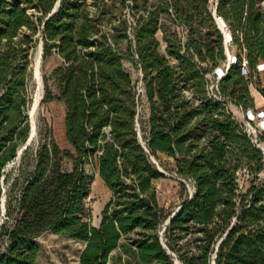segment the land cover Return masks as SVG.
Here are the masks:
<instances>
[{
    "label": "trees",
    "instance_id": "16d2710c",
    "mask_svg": "<svg viewBox=\"0 0 264 264\" xmlns=\"http://www.w3.org/2000/svg\"><path fill=\"white\" fill-rule=\"evenodd\" d=\"M56 1L0 0V264H38L36 239L45 232L82 242L79 264H116V250L122 264H264V155L230 109L254 108L252 89L264 99V0H60L46 19ZM214 7L235 51L226 71ZM38 42L43 59H62L51 76L69 148L41 140L21 155L32 168L11 177L4 167L29 133V56ZM124 55L142 74L144 120ZM51 99L47 89L42 102ZM158 154L193 184L167 225L173 212L153 185L164 177L152 160ZM92 161L111 192L97 226L85 207ZM242 167L254 177L246 191Z\"/></svg>",
    "mask_w": 264,
    "mask_h": 264
},
{
    "label": "rangeland",
    "instance_id": "374dc122",
    "mask_svg": "<svg viewBox=\"0 0 264 264\" xmlns=\"http://www.w3.org/2000/svg\"><path fill=\"white\" fill-rule=\"evenodd\" d=\"M87 1L89 3L91 2V0ZM28 12H30V10H28ZM38 45L39 42L34 48H32L31 54L29 56L30 77L27 82V104L24 109L25 114H27V111L38 89H36L37 84L32 75V70L36 62V57L38 55L37 52L39 51ZM120 48L125 51L126 43H121ZM164 48L165 43L161 41L160 50L164 51ZM234 52L235 51L229 49V56H233ZM133 60L134 59H132V57L124 55L122 63L125 71L128 72L136 87L141 80L142 74ZM61 63L62 59L56 52H52L50 56H47L44 59L41 58L40 60L39 70L41 77V86L39 88L41 96L34 112L35 135L27 146L30 147V151L32 152V154L38 147V143L41 140L49 139L50 136L54 139V141L61 149L69 148V144L65 139V105L63 101L56 98L58 95V84L57 81L51 76V72H53L52 70L59 66ZM255 79L256 78L252 79V84H250L249 87H256L254 84L256 82ZM47 89L49 90L52 99L42 102L43 96ZM252 94L255 97L254 108L245 110L240 107L230 106V109L235 120H237L242 126H244L245 130L251 135V137L257 141L264 155V143L260 140V138L264 137V113H261L264 111V99L254 89H252ZM139 113L142 120H144L148 114V105L146 103L144 93L140 95ZM28 125L30 129L29 120ZM23 144L24 142L20 143L18 147H21ZM21 155L22 153L18 158H14L13 160L9 161L4 167L6 172L11 171V177H14L16 175V168H32L31 158L28 160V163H23ZM158 155L159 156H157V159L154 157L153 159L158 164L159 169L163 171L164 177L155 179L153 181V185L156 189V196L159 205L162 206L166 212L172 213L179 207L181 201L184 198L191 195L193 191V184L191 180L181 177L177 174V172H175L173 158L168 157L165 154ZM62 168H64V170H70L71 161L69 159H64L62 162ZM97 170L98 169L94 161L89 162L85 166V171L89 175L91 183L96 178V175H98ZM237 174L240 190L246 191V189L250 186L251 182L254 179L251 171L247 167H242L237 171ZM258 179L264 180V169L259 173ZM91 186L90 193L85 199V207L90 212V224L97 226L100 222L101 211L104 205L110 199L111 192L106 187L103 181L101 185L98 184V186H96V188L94 189ZM3 187L6 188V184L3 183ZM3 219L4 217L2 216V218H0V224L2 223ZM160 231L161 229L159 230V232ZM162 232L163 229L161 231V236L163 235ZM135 236H137L136 232H133L127 236H124L123 240H127L130 238L132 239ZM192 236L193 235L188 234L186 238H184V240L192 239ZM36 242L38 245V264H79V254L83 248L82 242L67 237H62L50 232L41 234L36 239ZM2 244L3 246L5 245L4 242ZM118 254L120 255L118 256ZM125 259L126 256L119 250H116L110 255L109 261L116 264H122Z\"/></svg>",
    "mask_w": 264,
    "mask_h": 264
},
{
    "label": "water",
    "instance_id": "95a60500",
    "mask_svg": "<svg viewBox=\"0 0 264 264\" xmlns=\"http://www.w3.org/2000/svg\"><path fill=\"white\" fill-rule=\"evenodd\" d=\"M59 1L60 0H57L56 2H55V5H54V7H53V9L51 10V12L48 14V16H47V18L46 19H48L55 11H56V9L58 8V6H59ZM213 15L215 16V19H216V22L218 23V25L219 26H221V27H224L225 26V23L223 22V20L219 17V16H217L216 15V8L214 7V9H213ZM38 50H39V56H38V60H37V63L35 62V65H34V67H33V70H32V75H33V79L36 81V84H37V86H36V89L38 88V81H37V79L39 78V81H40V86H41V77H40V70H39V66H40V60H41V58H42V53H43V47H42V42H40L39 43V45H38ZM227 54H228V51H227ZM37 73V74H36ZM34 100V99H33ZM33 100H32V102H31V105H30V107H29V109H28V111H27V115H28V120H29V122H30V129H29V133H28V137H27V139L25 140V142H24V144L21 146V147H19L18 148V151L16 152V157L15 158H18L19 156H20V154L22 153V151L24 150V149H26L27 148V146L29 145V143H30V141L33 139V137H34V135H35V131L32 133L31 132V120H30V111L32 110V113H34L35 112V109H36V106L38 105V102H37V104L34 106V103H33ZM139 139H140V141H141V143L144 145V142L142 141V139H141V137H140V135H139ZM152 160H153V162H156L153 158H152ZM4 171V170H3ZM161 171V170H160ZM162 173H163V171H162ZM3 179V177L1 178V180ZM3 191H4V189H3ZM2 199H0V201H1V204H0V207H1V214L2 215H4V213H5V196H2L1 197ZM179 209V207L170 215V217L167 219V221H165V223H164V225H167L168 224V222L170 221L169 219L175 214V212L177 211ZM165 227V226H164ZM222 240V239H221ZM221 240L219 241V243L221 242ZM175 264H179V261L178 260H176L175 261Z\"/></svg>",
    "mask_w": 264,
    "mask_h": 264
},
{
    "label": "built area",
    "instance_id": "2783aa9c",
    "mask_svg": "<svg viewBox=\"0 0 264 264\" xmlns=\"http://www.w3.org/2000/svg\"><path fill=\"white\" fill-rule=\"evenodd\" d=\"M222 19V18H221ZM223 20V19H222ZM224 22V21H223ZM225 23V22H224ZM217 25H218V23H217ZM218 28L223 32V34H224V42H225V47H226V55H227V59H226V61L227 62H225V64H224V66H225V71L229 68V66H230V64L231 63H233V62H235V59H236V57L233 55V56H229V37H228V32H227V25H226V23H225V26L224 27H221V26H219L218 25ZM227 51H228V54H227ZM218 72H217V74H218V77H222L223 75H224V72L222 71V69L221 68H218V70H217ZM144 92V90H143V84H142V81L140 80V82H139V84L136 86V94H137V97L138 96H140L142 93ZM249 110V109H248ZM262 114L264 113V111L263 112H261ZM258 114V113H257ZM249 134V133H248ZM253 141L255 142V143H257V141L256 140H254L253 139ZM257 145H258V143H257ZM259 146V145H258Z\"/></svg>",
    "mask_w": 264,
    "mask_h": 264
},
{
    "label": "bare ground",
    "instance_id": "6f19581e",
    "mask_svg": "<svg viewBox=\"0 0 264 264\" xmlns=\"http://www.w3.org/2000/svg\"><path fill=\"white\" fill-rule=\"evenodd\" d=\"M37 57H36V63H37V60H38V56L40 55L39 54V51L37 52ZM37 74V73H36ZM38 81V89L35 93V96H34V100H33V103H34V106L37 104V102H39V99H40V81H39V78L37 79ZM30 120H31V132L33 133L35 131V124H34V113H32V110L30 111ZM102 183V180L101 178L99 177V175H96V178L92 181L91 183V187L94 189L96 188V186H98V184L101 185Z\"/></svg>",
    "mask_w": 264,
    "mask_h": 264
}]
</instances>
